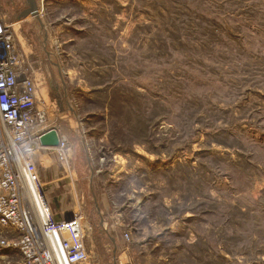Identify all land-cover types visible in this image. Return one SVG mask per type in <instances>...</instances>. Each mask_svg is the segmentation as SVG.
<instances>
[{"label": "rangeland", "instance_id": "374dc122", "mask_svg": "<svg viewBox=\"0 0 264 264\" xmlns=\"http://www.w3.org/2000/svg\"><path fill=\"white\" fill-rule=\"evenodd\" d=\"M31 3L41 20L19 18ZM0 10L72 144L70 161L40 154L41 178L55 218L83 216L81 264H264V0Z\"/></svg>", "mask_w": 264, "mask_h": 264}, {"label": "built area", "instance_id": "2783aa9c", "mask_svg": "<svg viewBox=\"0 0 264 264\" xmlns=\"http://www.w3.org/2000/svg\"><path fill=\"white\" fill-rule=\"evenodd\" d=\"M39 102L37 70L0 10V233L19 234L0 235V247L19 248L24 264H81L89 256L83 216L55 218L40 174L42 152L70 161L72 144L60 131L58 145L42 144L57 126Z\"/></svg>", "mask_w": 264, "mask_h": 264}, {"label": "water", "instance_id": "95a60500", "mask_svg": "<svg viewBox=\"0 0 264 264\" xmlns=\"http://www.w3.org/2000/svg\"><path fill=\"white\" fill-rule=\"evenodd\" d=\"M33 7L34 6H29V7L25 8L24 10H22L19 14V18L20 19L25 18L28 14H30L32 12ZM35 11H36L35 12L36 15L38 16V19H40V15H38L39 9L36 6V4H35ZM41 142L43 145H51V146L58 145L60 142L59 131L57 129L53 128V129L49 130L48 132L44 133L41 136Z\"/></svg>", "mask_w": 264, "mask_h": 264}, {"label": "crops", "instance_id": "0c3cea01", "mask_svg": "<svg viewBox=\"0 0 264 264\" xmlns=\"http://www.w3.org/2000/svg\"><path fill=\"white\" fill-rule=\"evenodd\" d=\"M22 44V43H21ZM23 45V44H22ZM24 48V47H23ZM26 51V50H25ZM29 55V54H28ZM41 73H43V75L42 74H39V76H38V92H39V96H40V100L41 101H43V103L45 102V94H44V91H43V89H44V87H45V83H46V85H47V81H46V76H45V72L43 71V72H41ZM57 115L59 116L60 115V113H62L61 112V110L60 109H58L57 110ZM42 168H44V165L43 164H41V166H40V174H41V177L43 176V173H42V171H41V169Z\"/></svg>", "mask_w": 264, "mask_h": 264}, {"label": "bare ground", "instance_id": "6f19581e", "mask_svg": "<svg viewBox=\"0 0 264 264\" xmlns=\"http://www.w3.org/2000/svg\"><path fill=\"white\" fill-rule=\"evenodd\" d=\"M31 4H32V6H34V7H33V10H34V13H35V12H36V11H35V5H34L33 3H31ZM30 6H31V5H30ZM33 10H32V11H33ZM39 14H40V13H38V15H39ZM29 16H30V15H29ZM35 16L38 18V16L36 15V13H35ZM27 17H28V16H27ZM30 17H31V16H30ZM28 18H29V17H28ZM39 20H41V18H40ZM40 22H41V21H40ZM16 25H17V24H16ZM58 66H59V65H58ZM61 77H62V75H61ZM65 87H66V86H65ZM44 96H45V95H44ZM40 104H41V103H40ZM45 107H46V105H45ZM48 109H49V108H48ZM105 227H106V225H105Z\"/></svg>", "mask_w": 264, "mask_h": 264}]
</instances>
